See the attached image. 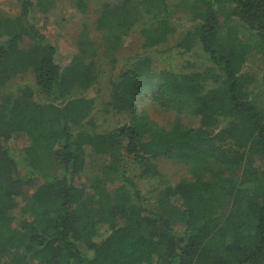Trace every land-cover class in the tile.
Segmentation results:
<instances>
[{"label":"trees","instance_id":"obj_1","mask_svg":"<svg viewBox=\"0 0 264 264\" xmlns=\"http://www.w3.org/2000/svg\"><path fill=\"white\" fill-rule=\"evenodd\" d=\"M177 1H100L66 64L34 11L79 17L88 0L0 10V264H264V0H190L185 29L166 14ZM94 32L109 51L125 33L141 39L109 75L106 105L121 122L103 130L85 94L101 76ZM169 38L165 50L198 46L209 64L161 68L153 52ZM27 71L34 88L3 91ZM141 96L176 118L156 126ZM160 157L196 177L145 197L129 171L159 175Z\"/></svg>","mask_w":264,"mask_h":264},{"label":"rangeland","instance_id":"obj_2","mask_svg":"<svg viewBox=\"0 0 264 264\" xmlns=\"http://www.w3.org/2000/svg\"><path fill=\"white\" fill-rule=\"evenodd\" d=\"M104 0H88V11L83 16L70 17V14H65V19L60 20L55 15H49L44 17L39 10H35V18L38 19V24H43V32L46 38L56 45L57 57L62 64H66L71 54L75 51L74 39L76 34L82 28L83 24L92 26L93 14L92 7L99 4ZM190 0H178L173 6L167 10V15L170 19L169 23L176 29L189 28L188 15L190 13L189 7ZM159 8V6H158ZM154 7V9H158ZM222 7H220L221 9ZM0 10L12 15L17 10L16 0H0ZM138 19L144 18L143 10L136 9L134 11ZM98 56V61L101 66V76L96 86L92 87L85 94L93 99L94 111L92 113L93 123L96 130L110 129L115 127L120 121V118L112 111L110 106L106 105V101L109 96V83L108 78L111 73L119 67L121 63V56L128 55L136 51L140 44L141 39L136 33L128 32L122 36V39L117 47L113 50H107L109 47L108 41L102 36L101 32H94L93 36ZM172 39L169 38L165 44L159 45V49L154 50V58L156 64L163 69H172L176 71H186L194 69L195 67H205L209 64L206 57L202 54L198 46L194 47V51L185 53L173 47L165 50L164 48L171 46ZM162 45L163 48H162ZM114 61L112 62V60ZM116 61V62H115ZM30 86L34 88V79L30 71L13 77L3 87V91L16 93L21 87ZM137 109L143 111L152 119V122L156 126L167 127L171 121L176 118L174 111H165L160 109L154 102H152L146 96H141L136 99ZM181 122L189 125L196 126L198 124V117L189 113L183 112L178 115ZM18 142V141H17ZM16 146H21V142ZM157 164V170L159 175H141L138 168H133L130 174L133 175L137 181L141 194L145 197L148 194L153 195L156 191L165 184H174L181 178H194L196 177V170H193V165L179 162L177 160L166 159L163 157L155 159ZM260 164V163H259ZM84 179V178H83ZM112 184H108L110 187ZM33 187L28 186L22 195L14 197V200L18 206L24 205L25 200L31 196Z\"/></svg>","mask_w":264,"mask_h":264}]
</instances>
